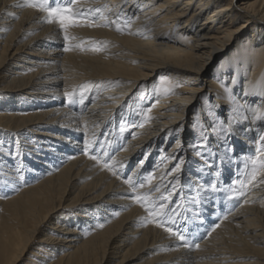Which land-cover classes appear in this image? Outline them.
<instances>
[{"label": "bare ground", "instance_id": "obj_1", "mask_svg": "<svg viewBox=\"0 0 264 264\" xmlns=\"http://www.w3.org/2000/svg\"><path fill=\"white\" fill-rule=\"evenodd\" d=\"M257 157L264 0H0V264H264Z\"/></svg>", "mask_w": 264, "mask_h": 264}, {"label": "snow or ice", "instance_id": "obj_2", "mask_svg": "<svg viewBox=\"0 0 264 264\" xmlns=\"http://www.w3.org/2000/svg\"><path fill=\"white\" fill-rule=\"evenodd\" d=\"M74 2V0H68L69 4H72ZM27 6L29 7H39L41 10L46 11L47 12V16L49 18L48 22H52V21H57L61 27V29H67L69 26H73L77 23L76 20L73 19L74 16V11L73 8L70 6H65V7H49L48 3L46 2H40L39 4H33V3H28ZM91 10H85V12L82 13H78L75 15H86L87 12H90ZM96 11H99V9H97ZM118 31H120L121 29L118 27L117 28ZM69 97L72 95L71 93L66 94ZM92 159H96L95 156L91 157ZM252 165H253V177L256 174V167H262L264 168V159H261L260 157H257L255 159H253L251 161ZM105 167H109V165L105 164ZM129 183L131 184V181H129ZM141 187H143V185H141ZM215 187V186H213ZM157 191H159V189H157ZM162 199H167V197H162ZM165 206L161 205L160 211L157 212H150V215L152 217H158L161 216L163 214V208ZM158 226H160V224L158 223ZM165 231L169 232L170 234L174 235V236H178L179 240L181 242L185 241V236L178 232L175 231L172 227H165ZM196 247L198 248L199 245L197 244Z\"/></svg>", "mask_w": 264, "mask_h": 264}]
</instances>
